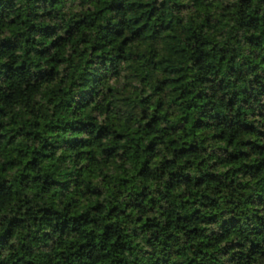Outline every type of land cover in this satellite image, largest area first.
Here are the masks:
<instances>
[{
	"label": "trees",
	"instance_id": "obj_1",
	"mask_svg": "<svg viewBox=\"0 0 264 264\" xmlns=\"http://www.w3.org/2000/svg\"><path fill=\"white\" fill-rule=\"evenodd\" d=\"M0 264H264V0H0Z\"/></svg>",
	"mask_w": 264,
	"mask_h": 264
}]
</instances>
